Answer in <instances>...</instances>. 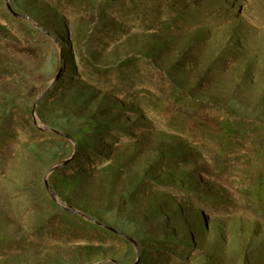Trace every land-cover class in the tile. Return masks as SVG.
<instances>
[{"label":"rangeland","instance_id":"1","mask_svg":"<svg viewBox=\"0 0 264 264\" xmlns=\"http://www.w3.org/2000/svg\"><path fill=\"white\" fill-rule=\"evenodd\" d=\"M4 99L0 264H264V0H0Z\"/></svg>","mask_w":264,"mask_h":264},{"label":"trees","instance_id":"2","mask_svg":"<svg viewBox=\"0 0 264 264\" xmlns=\"http://www.w3.org/2000/svg\"><path fill=\"white\" fill-rule=\"evenodd\" d=\"M46 100H48V97L45 98L44 100H42L41 103L44 104V102H46ZM8 108H9L8 100L7 99L0 100V127L5 124V122L3 121V118L11 115V113L7 112ZM28 111H30V113H31V108L28 109ZM29 124L30 125L32 124L31 118H30ZM49 125L51 127H54V123H51ZM96 127H97V124H95V123L85 124L84 126L79 127V129L77 130V136H75V138L77 140V144L79 147H80V145L82 146V143H85V142H87L90 146H92V144L90 142L94 141V138H95L94 134H95ZM56 175H57V173H55L54 176H56ZM97 224L99 225L100 223L97 222Z\"/></svg>","mask_w":264,"mask_h":264},{"label":"water","instance_id":"3","mask_svg":"<svg viewBox=\"0 0 264 264\" xmlns=\"http://www.w3.org/2000/svg\"><path fill=\"white\" fill-rule=\"evenodd\" d=\"M8 8H9L10 10H12L10 4H8ZM61 57H62V59H63L62 51H61ZM62 69H63V68L61 67L60 70H59V72L57 73L56 77L54 78V80H53V82H52L50 88H51V87L54 85V83L60 78L61 73H62ZM50 88H49V89H50ZM49 89H48V90H49ZM48 90H46L43 94H41V95L38 97V99L36 100V103H35V105H34V108L36 107L37 102L40 101V100H41V99L47 94ZM34 121H35V124H37L41 129H51V130H53V131H55V132L61 134V132H59V131L56 130L55 128H52V127H49V126H40V124H39V122H38V120H37V118H36L35 113H34ZM72 159H73V156H71L70 158L65 159L64 161H61V162L56 163L52 168H50L49 173H50V172H53L54 170H56V169L59 168L60 166H63V165H65V164L69 163ZM45 183H46V186L49 188V183H48L47 179L45 180ZM84 216H85L86 218H88L89 220H92V221H93L92 218H90V217H88V216H86V215H84ZM100 224H101V223H100ZM108 227H109V226H108ZM109 228L112 229V230L115 231V232H119V231L116 230L115 228H112V227H109ZM131 240L133 241V243L136 244V241H135L134 239L131 238ZM138 263H139V262H136L135 264H138Z\"/></svg>","mask_w":264,"mask_h":264}]
</instances>
